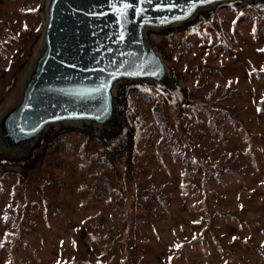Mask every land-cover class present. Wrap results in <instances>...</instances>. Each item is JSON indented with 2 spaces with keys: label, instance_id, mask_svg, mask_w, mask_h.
<instances>
[{
  "label": "rangeland",
  "instance_id": "374dc122",
  "mask_svg": "<svg viewBox=\"0 0 264 264\" xmlns=\"http://www.w3.org/2000/svg\"><path fill=\"white\" fill-rule=\"evenodd\" d=\"M43 0H0V102ZM173 95L127 84L122 143L58 127L0 167V264H264V0L150 32Z\"/></svg>",
  "mask_w": 264,
  "mask_h": 264
},
{
  "label": "water",
  "instance_id": "95a60500",
  "mask_svg": "<svg viewBox=\"0 0 264 264\" xmlns=\"http://www.w3.org/2000/svg\"><path fill=\"white\" fill-rule=\"evenodd\" d=\"M242 1L43 0L39 36L0 102V167L30 162L58 127H89L110 145L122 143L127 84L179 90L162 45L149 43V33Z\"/></svg>",
  "mask_w": 264,
  "mask_h": 264
},
{
  "label": "snow or ice",
  "instance_id": "6c2138e0",
  "mask_svg": "<svg viewBox=\"0 0 264 264\" xmlns=\"http://www.w3.org/2000/svg\"><path fill=\"white\" fill-rule=\"evenodd\" d=\"M148 2H150V0H148ZM124 6H125V8L132 7V5H130V4H125Z\"/></svg>",
  "mask_w": 264,
  "mask_h": 264
}]
</instances>
